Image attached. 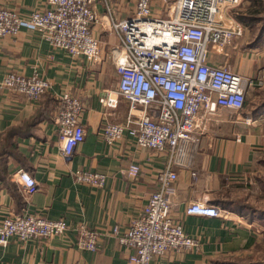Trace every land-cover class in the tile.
I'll return each instance as SVG.
<instances>
[{"label":"crops","instance_id":"0c3cea01","mask_svg":"<svg viewBox=\"0 0 264 264\" xmlns=\"http://www.w3.org/2000/svg\"><path fill=\"white\" fill-rule=\"evenodd\" d=\"M249 5V0H241L240 12ZM0 7L27 16L47 5L46 0H0ZM134 9V0L93 4L97 22L91 31L99 42L98 62L72 58L27 29L0 38V222L8 216L38 215L61 218L68 226L64 234L45 241L22 244L11 239L0 246V264H128L132 252L119 238L158 189L156 177L168 162L167 150L140 148L127 132L112 145L102 137L104 124L121 123L130 113L122 98L114 108L102 106L99 99L105 92H116L118 84L114 56L121 43L109 22L128 17ZM244 27V36L231 46L211 49L208 63L264 80V38L254 43V33ZM246 50L261 53L249 60ZM9 73L37 74L50 89L29 100L1 86ZM65 92L83 104L80 121L85 130L84 140L69 157L62 153L55 123L57 97ZM132 113L138 116L141 109ZM198 131L184 165L173 166L177 179L171 198L174 217L197 246L149 264H264V85L248 91L242 110L218 109L205 115L203 130ZM132 164L140 167L135 179L127 174ZM77 170L104 175V186L77 183ZM17 172L35 181L36 192L25 193ZM195 202L217 207L222 215H187L185 210ZM80 226L97 232L96 251L77 246Z\"/></svg>","mask_w":264,"mask_h":264},{"label":"built area","instance_id":"2783aa9c","mask_svg":"<svg viewBox=\"0 0 264 264\" xmlns=\"http://www.w3.org/2000/svg\"><path fill=\"white\" fill-rule=\"evenodd\" d=\"M96 1L46 0L47 8L35 9L27 16L0 7V38L27 29L72 58L98 62L99 42L91 31L97 22L93 10ZM134 4L131 15L109 22L110 31L121 43L114 56L118 84L116 92H105L99 102L114 108L117 99L122 98L130 106L123 122L102 126V137L108 145L127 132L140 148L167 150L168 162L156 177L158 189L149 195L141 215L119 238L132 252L128 264H149L156 257L197 246L174 217L171 198L177 179L173 166L184 165L190 146L198 141V130H203V117L218 109L242 110L248 91L254 86L262 87L264 80L261 75L255 79L239 75L225 64L208 63L211 49L222 51L244 36L246 28L228 14L239 7L241 0H134ZM1 86L29 100L38 99L50 89V83L37 74L24 77L9 73ZM138 108L141 114L134 116L132 112ZM82 111L83 104L71 94L65 92L57 97L55 123L66 157L84 140ZM139 171V165L132 164L127 174L135 179ZM73 176L77 183L93 188H102L105 183V176L95 172L77 170ZM16 178L27 195L36 192L32 178L23 172H17ZM185 213L222 215L219 208L200 202L191 204ZM67 229L61 218L8 216L0 222V246H6L11 239L22 244L45 241ZM77 235L80 249L96 251L97 232L80 226Z\"/></svg>","mask_w":264,"mask_h":264},{"label":"trees","instance_id":"16d2710c","mask_svg":"<svg viewBox=\"0 0 264 264\" xmlns=\"http://www.w3.org/2000/svg\"><path fill=\"white\" fill-rule=\"evenodd\" d=\"M250 5L244 12L237 14L235 19L242 23L244 26L249 27V29L256 35L254 43L260 42L264 38V25L257 26L255 23H259L260 14L263 11L264 0H249Z\"/></svg>","mask_w":264,"mask_h":264},{"label":"rangeland","instance_id":"374dc122","mask_svg":"<svg viewBox=\"0 0 264 264\" xmlns=\"http://www.w3.org/2000/svg\"><path fill=\"white\" fill-rule=\"evenodd\" d=\"M240 9H241V4L239 5V7L237 9H233L232 13L228 12V14L235 19L237 14L240 13ZM262 10L263 11L260 14V20L261 21H259V23L258 22L255 23V24H257L258 27L261 26V25H264V5H263V9ZM255 35H256V33L254 35H251V36H253V38H255ZM258 52H259V54L261 53L260 51H257V50L256 51H252V50L251 51H247L246 50L245 53H244L246 55H244V56L247 57L249 60H251L253 57H254V59H256V58H258V56H257ZM262 64H263V61H262ZM262 70H263V68L260 69V71H262ZM258 71H259V69H258Z\"/></svg>","mask_w":264,"mask_h":264}]
</instances>
